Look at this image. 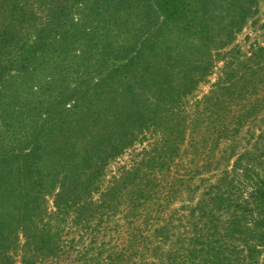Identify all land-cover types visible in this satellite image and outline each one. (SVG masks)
<instances>
[{"label": "trees", "instance_id": "1", "mask_svg": "<svg viewBox=\"0 0 264 264\" xmlns=\"http://www.w3.org/2000/svg\"><path fill=\"white\" fill-rule=\"evenodd\" d=\"M259 2L0 0V264L71 228L84 264H264V46L227 50Z\"/></svg>", "mask_w": 264, "mask_h": 264}, {"label": "rangeland", "instance_id": "2", "mask_svg": "<svg viewBox=\"0 0 264 264\" xmlns=\"http://www.w3.org/2000/svg\"><path fill=\"white\" fill-rule=\"evenodd\" d=\"M259 46H264V0H260L257 14L249 19L243 30L237 34L235 40L227 48V50L236 48L241 52V57H245L251 54V52ZM223 68L224 61L218 62L213 70V73L205 82L200 84L197 91H195V93L187 99L188 107L191 106L197 98H201L204 94L211 90L213 84L216 83L222 76ZM246 130L247 127H245L237 137V149L239 151H241L244 147ZM158 139L159 134L153 132L152 130L147 131L144 133L143 137L140 138V140H137L132 146L127 148L123 154L111 161L103 178L101 179L102 188L107 187L115 177H118L122 173L124 169L134 166L136 162L140 160L143 151L150 149L158 141ZM192 150L193 148H191V151ZM195 159H197V157ZM97 197L98 194H95V198ZM52 205L53 197L49 196L48 206L52 207ZM176 205L178 206V201L176 202ZM68 231L69 232L65 235L66 240L70 241L75 237V241H80L77 243L74 241V246L69 247L68 245L65 247L63 253H60L58 256L45 259L42 264H84L82 260H79V255L77 254L78 250L82 249V240L81 238L79 239L81 232H78V230H75L74 228H71ZM111 233L115 234L114 232ZM85 238L90 239L91 237H87L85 234ZM109 238L110 234L107 236V239ZM19 259L20 256H17V260Z\"/></svg>", "mask_w": 264, "mask_h": 264}]
</instances>
